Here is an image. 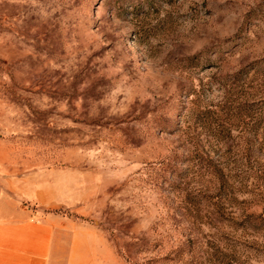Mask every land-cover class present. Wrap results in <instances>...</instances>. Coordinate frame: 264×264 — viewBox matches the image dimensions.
I'll return each mask as SVG.
<instances>
[{"label":"rangeland","instance_id":"374dc122","mask_svg":"<svg viewBox=\"0 0 264 264\" xmlns=\"http://www.w3.org/2000/svg\"><path fill=\"white\" fill-rule=\"evenodd\" d=\"M33 223L50 264H264V0H0V261Z\"/></svg>","mask_w":264,"mask_h":264},{"label":"crops","instance_id":"0c3cea01","mask_svg":"<svg viewBox=\"0 0 264 264\" xmlns=\"http://www.w3.org/2000/svg\"><path fill=\"white\" fill-rule=\"evenodd\" d=\"M41 197L35 193L31 198L36 200ZM46 200L52 201L48 195ZM51 226L33 223L29 225L28 231L23 235H17L12 242V247L9 246V253L18 256V262L13 264H50L52 255L57 251L56 237L53 236ZM58 241V240H57ZM43 256H49V261H44ZM0 264H9L0 261Z\"/></svg>","mask_w":264,"mask_h":264},{"label":"trees","instance_id":"16d2710c","mask_svg":"<svg viewBox=\"0 0 264 264\" xmlns=\"http://www.w3.org/2000/svg\"><path fill=\"white\" fill-rule=\"evenodd\" d=\"M54 213H60V211H55Z\"/></svg>","mask_w":264,"mask_h":264}]
</instances>
